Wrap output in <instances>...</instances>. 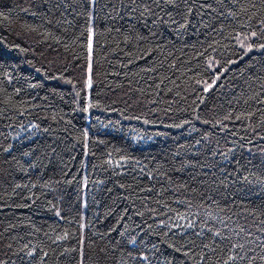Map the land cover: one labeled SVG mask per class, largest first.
<instances>
[{"label":"trees","instance_id":"trees-1","mask_svg":"<svg viewBox=\"0 0 264 264\" xmlns=\"http://www.w3.org/2000/svg\"><path fill=\"white\" fill-rule=\"evenodd\" d=\"M178 2L179 10L169 7L171 16L160 13L165 23L154 25L155 17H141L139 7L132 11L152 0H96L95 7L89 0H0L8 16L0 17L4 264H36L39 249L48 252L46 264H77L79 257L65 249L77 246L81 232L91 257L86 264H193L169 245L208 243L209 227L234 242L245 243L243 233L235 235L241 227L253 234L246 239L264 235V140L253 132L264 127V104L258 103L264 100V49L245 55L234 37L246 31V17L219 16L233 0H207L216 11L200 9L205 0H195L187 20ZM247 3L235 0L234 8ZM89 14L95 31L91 94L99 106L83 112ZM209 57L219 62L211 70ZM216 68L220 80L205 93L196 81L210 82ZM244 112L255 114L236 120ZM189 221L193 228L172 227ZM201 229L204 236L197 238ZM65 232L69 237L56 241ZM32 247L35 260L27 255Z\"/></svg>","mask_w":264,"mask_h":264},{"label":"snow or ice","instance_id":"snow-or-ice-1","mask_svg":"<svg viewBox=\"0 0 264 264\" xmlns=\"http://www.w3.org/2000/svg\"><path fill=\"white\" fill-rule=\"evenodd\" d=\"M89 3L92 5V7H95L96 0H89ZM133 3H135V0H133ZM184 9L185 11V19L187 20V16L191 15L194 8L196 7L195 0H193V3L190 5L188 0H183ZM154 6V7H153ZM235 6V0H233V6L228 7L227 15H225L224 12H220L219 16L223 17L225 20L229 17L236 18L240 15L246 17V22L241 24L242 29H246V31L239 32L234 39L236 40L237 44H239L240 49L244 51V54L247 55V53L251 52L254 47L258 49H264V43H256L257 40H264V0H259V3H253L251 0H249V3L247 4H241L239 6V11L237 12L234 8ZM137 7L142 9L140 11V16L144 17L146 14L149 16L155 17V19L152 21V23L155 25L157 23H165L163 20V17L160 15V13H165L169 16H171L170 12H166V9L171 7L173 10H179L180 4L178 0H152V5H149L147 3H142L140 5H137L136 7L132 8V11L135 12L137 10ZM155 9H158L159 12L154 11ZM200 9H212V11H216V9L212 8V5L207 3V0H205L204 3H201L199 5ZM0 17H4V19H8V16L4 12H0ZM253 21L256 22L259 27L253 26ZM240 23V21H237ZM183 26V25H182ZM221 28H223V23L221 22ZM216 29L213 28V31ZM83 35V33H82ZM94 27L92 25V17L91 14H89V22L86 27V58H87V65L86 69L84 70V77H83V88L86 91V103L83 104V106L80 108L83 112H88L92 107H98L99 101L97 100L95 103H93V97H92V90L94 88V72H93V40H94ZM140 39H145V37H139ZM211 46V45H210ZM13 47L18 48L21 52H27L28 49L26 48H20V45L16 44L13 45ZM31 63V62H29ZM218 61H214L212 57L208 58V69L211 70L214 68L215 64H218ZM227 63L232 64L235 63L233 60L227 61ZM39 71V69H37ZM3 76L5 80H7L9 83L13 80V76L7 72L4 71ZM220 80V69L216 68L215 74L211 78V81L208 80H198L196 81L197 84L202 85V91L205 93L210 92V90H214V88L217 86V82ZM30 87H35V85H30ZM15 93L18 95L21 91L20 88L14 89ZM259 95V94H258ZM200 103H204V98L200 97ZM258 103L264 104V100H259ZM254 112H244L240 115L236 116V120H240L242 117L250 118L254 115ZM135 119H139L140 117H134ZM229 116H225L224 119H229ZM196 119H200L199 116L196 117ZM145 123H148L149 121L145 119ZM262 122H264V114H262ZM184 123H189V121H185ZM204 123H209V121H204ZM217 124L220 125L221 130H224L227 128L226 124L221 123L220 121H217ZM174 127H181V125H173ZM215 127V125H213ZM253 132L257 137H259L261 140H264V135L261 133L264 132V127L261 128V131H256L253 129ZM88 130L85 129L83 131V139H84V148L85 150L88 147ZM241 141H243V137L240 138ZM199 143V141H197ZM235 144V142H233ZM249 144H251V140L248 141ZM240 148L244 147V143L241 142L238 145ZM11 147V146H9ZM7 151V149H6ZM229 151H232V149H229ZM261 151H264V149H261ZM217 153L213 152V155L215 156ZM220 155H223L225 159H228L227 154L220 153ZM123 159V158H122ZM239 163V162H237ZM109 164H111V161H109ZM151 173H149V176ZM247 179V177H245ZM84 187H87V183L85 182ZM120 188H125L124 184L119 185ZM130 187V185H129ZM111 191V190H109ZM85 201V205H86ZM191 207V205H189ZM142 215V213H140ZM262 215H264V211L261 212ZM56 215L58 217L61 216V213L59 210L56 211ZM62 218V217H61ZM178 219L187 220V217L185 216H178ZM161 224H164V221H160ZM221 224H223V221H220ZM261 227L259 228L260 233L264 234V221H260ZM80 229H84L85 225L80 224ZM173 228H193L194 223L189 221L185 225L180 224H173ZM226 227V225H225ZM208 232L211 233V237L209 238L208 243H204L203 239L201 240L200 244L196 243L195 239L187 240L185 245H180L177 247L175 244H170L169 247L173 248L176 253H182V256L186 258L187 260H190L193 262V264H256V261L259 260L261 264H264V235H257L254 239H246L247 237L252 236L253 234L250 231H246L243 227L240 228L239 232L235 233L236 236H240L241 233L244 234V237L242 239H245V243H241L239 240L233 241L232 235H228L223 233L220 229H214L209 227ZM167 235V233H165ZM194 235L197 238H201L204 236V230L201 229L199 232H195ZM69 237V233L65 232L61 236L56 237V241H63ZM75 238V237H73ZM85 241L86 237L81 232L79 239L77 240V246L72 248H66L65 252H71L75 253L79 259L77 260V264H86L88 260L91 259V257L87 254V250L85 248ZM55 242V241H54ZM135 238L131 239L129 243L135 244ZM246 244L248 247H246ZM92 242H88V248H91ZM8 247H11L9 245ZM25 248H28V245L24 246ZM153 247H155L153 245ZM256 248H260L259 254L256 253ZM37 248L32 247L28 252L27 255L35 260ZM103 251V249H101ZM39 252L41 253L39 256V259L36 261V264H46V258L48 257V252L44 251L43 249H39ZM62 253L61 255H63ZM131 255V253H129ZM142 261H147L148 256L141 252L140 257ZM0 264H4L3 261H0ZM166 264H171V262L166 260Z\"/></svg>","mask_w":264,"mask_h":264},{"label":"bare ground","instance_id":"bare-ground-1","mask_svg":"<svg viewBox=\"0 0 264 264\" xmlns=\"http://www.w3.org/2000/svg\"><path fill=\"white\" fill-rule=\"evenodd\" d=\"M91 110H92V109H91ZM33 126H34V125H33ZM210 141H211V140H210ZM207 142H208V141H207ZM19 144H20V143H19ZM81 190H82V189H81ZM81 190H80V191H81ZM250 220H251V219H250Z\"/></svg>","mask_w":264,"mask_h":264}]
</instances>
